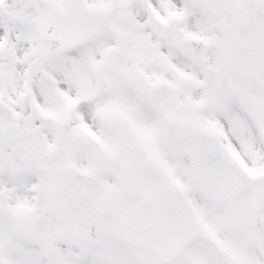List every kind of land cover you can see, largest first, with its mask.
Returning a JSON list of instances; mask_svg holds the SVG:
<instances>
[{
	"label": "snow or ice",
	"instance_id": "1",
	"mask_svg": "<svg viewBox=\"0 0 264 264\" xmlns=\"http://www.w3.org/2000/svg\"><path fill=\"white\" fill-rule=\"evenodd\" d=\"M0 264H264V0H0Z\"/></svg>",
	"mask_w": 264,
	"mask_h": 264
}]
</instances>
